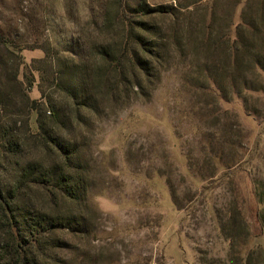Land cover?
Here are the masks:
<instances>
[{"label": "rangeland", "instance_id": "1", "mask_svg": "<svg viewBox=\"0 0 264 264\" xmlns=\"http://www.w3.org/2000/svg\"><path fill=\"white\" fill-rule=\"evenodd\" d=\"M140 20L151 70L134 86ZM73 63L93 112L65 92ZM33 100L60 116L40 128ZM1 141L16 220L72 221L13 239L0 214V264H264V0H0ZM33 162L76 197L17 181Z\"/></svg>", "mask_w": 264, "mask_h": 264}, {"label": "trees", "instance_id": "2", "mask_svg": "<svg viewBox=\"0 0 264 264\" xmlns=\"http://www.w3.org/2000/svg\"><path fill=\"white\" fill-rule=\"evenodd\" d=\"M133 13H140L142 17L151 15L153 13H160V10L153 8H134ZM141 21V20H140ZM151 26L147 24L145 21L141 22H133L132 25L126 30L127 37V49L126 55L127 61L130 63V73L133 77L134 86H140L141 79L145 80L149 76V71L151 70V60H149L148 55L150 51L148 49V44L145 41V34L148 31V28ZM2 46L8 51H10V45L6 43H1ZM103 55L105 57L109 56V52L103 51ZM113 61V60H112ZM121 63L117 64L120 65ZM73 68V69H72ZM120 66L117 68L115 65L112 66V70L109 74L113 75V79L117 86L121 79L124 77L125 73ZM58 73L57 71H53V74ZM66 73V72H65ZM82 74V69L79 64L73 63L71 65V70L65 75V92L75 101V103L82 107V109L93 112L94 105L86 104L87 101L91 100L89 93L87 92L86 80ZM106 74H101L98 80L99 85H103L105 83ZM42 96L44 97V92L41 91ZM79 102V103H78ZM37 101L33 100L29 106V110H34L37 113V124L40 128H43L46 120L49 118L57 120L60 116V112L55 110L52 106V111H48L50 115L46 116L45 111L36 106ZM80 107L76 108L77 119H79V111ZM46 112V113H48ZM12 134L4 133L2 140L4 142H8L9 146L10 137ZM4 142H0V146L4 147ZM60 149H62L60 147ZM64 154L66 166H69L71 162V154L69 151L62 152ZM64 162V163H65ZM17 178V177H16ZM20 183H24V181H30L32 184H42L45 185L49 183L52 185L51 191H58L57 194L65 196L67 199H74L76 197V190L69 186V183H72L74 178L67 174L65 170L61 167L52 168L50 170H43L36 162L27 163L23 169L20 171V176H18ZM80 191V190H79ZM14 189L10 190L5 187L0 186V214L1 217L7 220L8 224L6 226L7 231H9L11 237L13 239L17 238L22 231H29L35 229L36 233L39 232H54L55 230H64L65 228H69L71 225L69 221V217L61 216V214H56V216H50L47 214L39 215V222L34 223L32 221H17L15 208L13 207L14 201ZM81 193V192H80ZM57 194H52L53 198H57ZM81 195V194H80ZM69 219V220H68ZM34 221H36L34 219ZM17 236V237H16Z\"/></svg>", "mask_w": 264, "mask_h": 264}]
</instances>
